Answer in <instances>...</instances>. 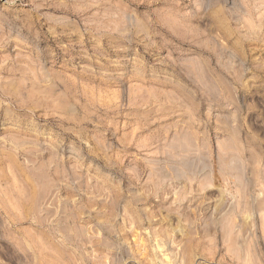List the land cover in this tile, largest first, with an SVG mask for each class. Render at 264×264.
Wrapping results in <instances>:
<instances>
[{
  "label": "rangeland",
  "instance_id": "1",
  "mask_svg": "<svg viewBox=\"0 0 264 264\" xmlns=\"http://www.w3.org/2000/svg\"><path fill=\"white\" fill-rule=\"evenodd\" d=\"M0 264H264V0H0Z\"/></svg>",
  "mask_w": 264,
  "mask_h": 264
}]
</instances>
